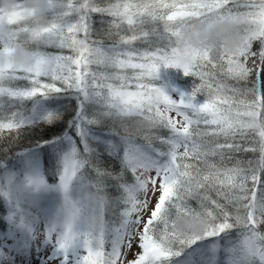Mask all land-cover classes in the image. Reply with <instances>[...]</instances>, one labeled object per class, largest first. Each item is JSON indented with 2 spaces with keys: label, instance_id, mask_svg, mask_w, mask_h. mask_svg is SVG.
Returning <instances> with one entry per match:
<instances>
[{
  "label": "snow or ice",
  "instance_id": "obj_1",
  "mask_svg": "<svg viewBox=\"0 0 264 264\" xmlns=\"http://www.w3.org/2000/svg\"><path fill=\"white\" fill-rule=\"evenodd\" d=\"M224 22L240 29L232 53L219 41L193 48L181 39L180 30L194 23L207 30ZM45 33L30 65L0 58V99L74 93L133 136L166 146L156 153L162 160L131 169L136 184L125 189L121 224L111 235L53 229L49 247L64 264L70 256L74 264H212L207 246L232 232L230 264H264V0H67ZM160 67L180 69L198 84L172 99L153 84ZM53 119L47 113L43 122ZM19 127L0 122V133ZM157 129L168 135L153 136ZM249 151L257 158L237 155ZM80 167L74 154L67 158L59 185ZM169 209L206 219L202 241L172 231Z\"/></svg>",
  "mask_w": 264,
  "mask_h": 264
},
{
  "label": "trees",
  "instance_id": "obj_2",
  "mask_svg": "<svg viewBox=\"0 0 264 264\" xmlns=\"http://www.w3.org/2000/svg\"><path fill=\"white\" fill-rule=\"evenodd\" d=\"M89 2L91 3V0H89ZM95 2L106 5L108 0H95ZM51 3L52 6L43 13L42 16L44 17H33L26 22H22V24L12 25V30L14 31L12 35L14 34V36L8 37L4 32L0 31V40H2V44L5 46L0 50L8 54L11 52V49L16 47L28 52V56L42 52L44 47L41 41L46 34L43 35L41 29H48L52 25V23L47 22L48 19H51L53 22L57 21L67 0H51ZM98 17L99 16L95 17L97 21L100 19ZM243 22H245L243 19L238 20V23ZM219 24L228 25L229 32H238V44L235 47L228 48L226 46V37L228 33H221L215 37L207 33L203 36L201 33L204 28L198 23H194L191 26L194 27V29L191 27L182 28L180 30L181 39L184 43L189 44L193 48L199 47L202 42L215 44L219 41L223 51L232 53L241 42L240 29L236 27L235 24L228 22ZM97 27H99V24H97ZM22 29H28V31H21ZM185 30H191L193 35L197 38L195 46L184 38L183 32ZM17 33H19V35ZM104 39L106 43L110 44L112 42L107 37ZM137 46L146 47L147 45L137 44ZM170 73L174 74V76L170 75ZM166 79L172 80L173 83L177 81L178 84H172L167 87L164 84V80ZM153 84L159 88L165 87L166 90L172 91L174 94L178 95L180 99L182 95H190L193 87L198 84V81H195L191 76H185L180 69L160 67ZM169 91L167 93L168 95H170ZM53 101H56L54 106L52 103ZM0 102L1 106L6 109H12L11 105L15 106V108L20 109L18 112H23L25 108L38 104L42 108L45 106L49 109L43 113L44 115L52 113L54 116V119L48 123H39L43 121V118L37 122H33L32 118L20 122L17 115H10V117L5 116L7 121L12 120L18 125L22 124L23 127H19L18 130L14 132L9 133L6 131L0 133V189L4 192L7 181H14L16 176L22 173L26 168L27 161H31L32 163V158L34 156L40 157L38 161L39 169L44 173V184L54 185L59 182L57 176L61 174L64 166L63 161L65 162L66 158L72 157L74 154V158L80 162L81 167L78 169L77 175L73 178L80 176V179H78L79 182L71 180V184L69 185L71 188L69 189H74V193L76 192L78 195L70 197L68 193L70 190H66L65 188L59 189V193L56 192L57 195H53V192L50 191V199L53 200L52 210L50 211H61V213H57L61 216L63 215L65 207L57 205V200H61L69 206L72 205L69 203L70 201H73L76 205H83L81 202H85L87 198L95 199L96 205L92 208L95 209L94 217H92V215L91 217L89 215L86 216L87 222H90L88 227L91 226L94 231H89L88 233H95L96 235L103 233L105 237H107L121 224L122 207H124V202L127 198L125 184L128 187L131 186V188L135 187L136 184V180L133 176L134 174L131 171V166L137 162L134 156L139 153L148 156L150 160L159 161L163 159V156L157 157L156 153L159 152L163 154L166 152V146L159 143L157 139L145 141L142 134L133 136L119 123L102 117L100 115V109L92 100L89 99L84 101L77 94H56L50 95L46 99L35 98L34 100L27 101H8L0 99ZM78 118L83 121L84 124L75 125ZM0 122H5L4 118L0 117ZM167 135V131L163 129H157L153 132V136L155 137H166ZM48 142L52 143L50 151L44 149ZM237 155L241 160L246 161L257 158L258 153L249 151L240 152ZM51 161H54V163ZM21 162H24L23 167L19 164ZM8 171H10L9 175L7 174ZM16 171H18V173H16ZM111 172L118 173L117 177L119 178L113 179L114 182L111 183L112 187H116L115 192H118L122 204L120 208L121 212L118 210L117 215L110 213L115 209L113 204L109 203L112 198L102 197V195L107 196L106 186H108V182L106 181L108 177L111 176ZM38 191L40 195L41 191ZM68 199L69 202L67 203ZM104 208L107 209L108 214L110 213V215H113L111 218L109 217L107 222L106 219H104ZM6 212L7 209L4 204V196L1 193L0 250L1 247L4 246L6 233L9 227L7 224ZM97 213L101 216L100 219L102 223H99L95 218ZM168 214H170L171 230L180 236L189 237V235L196 232L199 228L208 225L206 219L197 217L194 214L178 215L173 209H169ZM96 220L97 225L93 227ZM101 224V230L97 229L96 227L100 228ZM26 231L27 229L24 228V233ZM262 231H264V229H262ZM236 236L237 232H232L230 235L218 239L215 243L220 244L224 239H227V237L232 239ZM198 237L201 238L202 241L203 236ZM211 245L212 244H209L207 246V252L209 254L215 251ZM222 259H224V257L215 252V263L223 264ZM224 261L226 264H229L226 262V259ZM169 264H179V262L174 258Z\"/></svg>",
  "mask_w": 264,
  "mask_h": 264
},
{
  "label": "rangeland",
  "instance_id": "obj_3",
  "mask_svg": "<svg viewBox=\"0 0 264 264\" xmlns=\"http://www.w3.org/2000/svg\"><path fill=\"white\" fill-rule=\"evenodd\" d=\"M51 6V0H1L0 22H2V24H0V31L4 32L8 37L14 36V34L12 35V33H14L12 30V25L22 24V22H26L33 17H44L42 16L43 13ZM239 19H243V21H245L244 17H240ZM47 22L53 23L51 19H48ZM218 26L221 25L215 24L207 30L204 29L201 34H203V36H205L207 33L212 34ZM191 28L194 29V27ZM45 29L47 28L41 29L43 35L46 34ZM4 47L5 46L2 44V40H0V49H3ZM27 54L28 52L16 47L11 49V52L8 54L3 50H0V58H3V60L9 64L24 66L30 65L34 55L31 54L28 56ZM170 75L174 76L172 73H170ZM164 84L168 87L172 84H178V82L176 81L173 83L172 80L166 79L164 80ZM160 89L166 95H168L167 93L169 90H166L165 87H160ZM169 92L170 98L179 100L178 95L174 94L172 91ZM71 94L76 95L74 93ZM82 100L86 101L83 98ZM11 108L12 109L4 108L1 106L0 102V117L4 118L5 122H7V118H5V116L10 117V115H17V118L20 120V122H23L28 118H32L33 122H37L44 117L43 113L49 110L45 106L43 108L40 107L38 104H34L32 107L29 106V108H25L23 112H18L20 109L15 108L13 105H11ZM42 122L43 121L39 123ZM76 124L79 125L84 123L78 118V120L75 122V125ZM51 145V142L46 143L44 149L46 151H50ZM39 158V156H34L32 158V163L31 161H27V166L24 171L16 176L14 181H7L4 192L0 189V194L2 193L4 196V204L6 205L7 209V224L9 226L8 232L6 233L4 246H2L0 250V264H33V261H35L36 264H64L57 253L52 251L49 247L52 240L53 229H58L60 231H72L76 233H88L89 231H94L92 230L91 226L88 227L90 222H87L86 216L89 215L91 217L92 215V217H94L95 209L92 208H94L96 205L95 199L87 198L85 202H81L83 205H76L73 201L69 202L68 199L67 203L69 202L72 204L69 206H67V204L63 203L61 200H57V205L60 207H65L63 215L61 216L58 214L61 213V211H57L58 213L55 211H50L52 210L53 205V200L50 199V191H52L54 195L56 192L59 193V189L63 188L59 185V182L55 183L54 185L44 184V173L39 169ZM134 159L138 162H146L150 160L148 156L139 153L134 156ZM51 162L54 163V161ZM19 164L21 167L24 166V162ZM134 166L135 164L131 166V169ZM16 173H18V171H16ZM7 174L9 175L10 171H8ZM117 174L118 173L111 172V176H109L106 181L108 182V186H106L107 196L102 195V197L112 198L111 202L109 203L113 204L115 208L110 212L113 215H117L118 210L121 212L120 208L122 207L119 194L118 192H115L116 187H112L111 185V183L114 182L113 179H119ZM60 175L57 176L58 181ZM79 177L73 178L72 181L79 182ZM70 184L71 182L64 188L66 190H70ZM125 187L131 188V186L128 187L126 184ZM38 190L41 191L40 195ZM68 193L70 197L78 195L76 192L74 193V189H71ZM155 203V198H152L149 202V207L153 206ZM110 213L108 214L107 209L104 208V219H106V222L108 221L109 217L111 218V216H113L110 215ZM95 218L99 223H102L99 213L96 214ZM97 220L93 224V227L97 225ZM207 227L208 225L199 228L196 232L189 235V237L203 236L204 230ZM24 228L27 229L25 233ZM96 228L101 230L102 224L100 225V228ZM232 240H234V238L229 239L227 237V239H224L220 244L213 243L211 245L215 250L214 253H210V255L213 256L212 264H216L215 252L224 257V259H222L223 264H226L224 261L225 259L226 262L230 264V242ZM132 250L133 252L139 251V249L135 246H133ZM128 259H133L131 253L128 254ZM67 264H74V257L70 256Z\"/></svg>",
  "mask_w": 264,
  "mask_h": 264
},
{
  "label": "clouds",
  "instance_id": "obj_4",
  "mask_svg": "<svg viewBox=\"0 0 264 264\" xmlns=\"http://www.w3.org/2000/svg\"><path fill=\"white\" fill-rule=\"evenodd\" d=\"M221 33H228L226 37V46L228 48H233L238 44V32L237 31H231L229 32V26L228 25H221L218 26L214 32L212 33V36L215 37L216 35H219ZM183 36L186 40L191 42L193 46L197 43V38L193 35V32L191 30H185L183 32Z\"/></svg>",
  "mask_w": 264,
  "mask_h": 264
}]
</instances>
